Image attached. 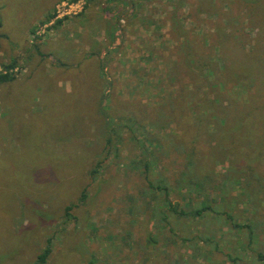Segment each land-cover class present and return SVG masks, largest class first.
Segmentation results:
<instances>
[{"label": "rangeland", "instance_id": "1", "mask_svg": "<svg viewBox=\"0 0 264 264\" xmlns=\"http://www.w3.org/2000/svg\"><path fill=\"white\" fill-rule=\"evenodd\" d=\"M5 71L0 264H264V0H0Z\"/></svg>", "mask_w": 264, "mask_h": 264}, {"label": "trees", "instance_id": "2", "mask_svg": "<svg viewBox=\"0 0 264 264\" xmlns=\"http://www.w3.org/2000/svg\"><path fill=\"white\" fill-rule=\"evenodd\" d=\"M9 66L12 67L13 65L9 64ZM14 79H15V75L13 73H10L8 71L0 72V83L9 82V81H12ZM191 93L194 95L193 98L195 101H191V103L190 102L187 103V106L191 105L190 111L194 112V111L199 109L198 108V101L196 99L198 92L194 91ZM180 107H181V104L175 105V109L172 108V110H174L176 112L184 111V110L180 109ZM109 142H110V140L108 139V141L106 143L107 146L109 145ZM160 145H162V143H160ZM176 146H178V145H176ZM176 150L178 152H180L181 154H183L184 158L186 157V159H187L186 168L189 170V171L185 170L182 172V176L179 179H177V181H178L177 183L181 184V187H182L181 190L184 189L185 193H187L186 200L187 201L188 200L193 201L194 198L191 197L193 191L199 190L200 188L203 189V186L205 185L204 183H206V181H207V177L212 176L213 174H211V173L205 174L204 173L205 174V176H204L200 173L202 169L197 164L196 158L198 155L204 154L203 150L197 148L195 145H191L190 147H184L183 146L182 148L179 146V147H177ZM189 150H192V151H189ZM205 157H206L205 154L202 157H200L198 163H200V160H202V161L205 160ZM100 164H101V162H97L96 165L99 166ZM148 165H149L148 162L144 163L145 172H147L149 170ZM97 171H98L97 168L92 169L91 174L94 175V173H97ZM146 178H147V176H146ZM148 184L151 188L158 189L162 193L163 204L165 205V208L167 209L168 212L175 214L177 217H190V216L196 217V216L200 215L202 212L211 208L210 205H206L205 203H203V201H200V204L195 205L190 209H186V207L185 208L181 207L178 202H176V201L174 202L171 200V187L168 183V180H166L163 177H158L155 182L148 180ZM85 191H86V189H84V191H82L80 198H79L80 201H83L86 198ZM187 203L188 202H186V204ZM76 206H77V202L67 204L64 207V212L62 215H64L67 218L72 217L73 216L72 210ZM196 206H198V207H196ZM166 218H167V215L163 214V215H161L160 220H166ZM248 226L249 225L245 224V223L244 224H241V223H235L234 224V227L237 229L239 228L240 230H242L241 227L246 228ZM147 239H148V244H155L156 245L157 243H159L157 237L152 232L149 233V237ZM51 241H52L51 238L47 239L46 246L37 255L36 261L33 264H46L48 257L50 256V254L52 252Z\"/></svg>", "mask_w": 264, "mask_h": 264}, {"label": "built area", "instance_id": "3", "mask_svg": "<svg viewBox=\"0 0 264 264\" xmlns=\"http://www.w3.org/2000/svg\"><path fill=\"white\" fill-rule=\"evenodd\" d=\"M76 5H78V3ZM65 6L71 7L72 5L71 4H68L67 2H61L58 5H56V11H55L56 12V15L54 16L55 19L64 16V14H65L64 11L62 12L60 10H61V8H65Z\"/></svg>", "mask_w": 264, "mask_h": 264}]
</instances>
